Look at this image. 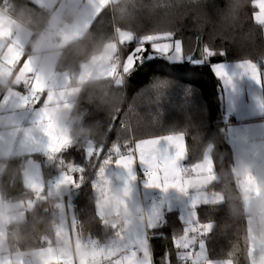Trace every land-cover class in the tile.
<instances>
[{"label": "trees", "instance_id": "1", "mask_svg": "<svg viewBox=\"0 0 264 264\" xmlns=\"http://www.w3.org/2000/svg\"><path fill=\"white\" fill-rule=\"evenodd\" d=\"M183 9L184 18L176 25L175 36L185 45L183 61H172L169 56L159 53L146 54L143 62L127 74L118 88L123 94L122 107L115 115L97 111L87 103L82 104V119L85 124L101 122L103 138L91 141L93 146L102 147L104 155L111 152L113 144H123L128 139H122L127 115L133 114L134 143L136 139L149 138L170 133H184L187 148V158L184 167H191L200 162L206 151L212 146V156L216 166L218 180L212 183L208 190L220 192L224 200L220 203L205 205L198 209L200 222L211 223V232L205 235L208 257L215 260H232L233 264H250L248 252L250 239L247 228V216H237L236 206L226 203L225 194L229 200L232 194H238L240 205L244 208V194L239 187V177L235 172L236 158L226 108L221 94V82L215 76L212 66L221 62H238L251 58L263 66L264 43L259 39L260 27L252 19L256 8L249 0L245 10L243 27L237 34L238 43H229L223 31L215 24L219 15L226 9L227 0H186ZM203 12V13H202ZM213 25L208 24L207 18ZM100 17L99 22L97 18ZM193 17H197L198 27ZM106 12H101L91 24L98 35L108 34L111 29L106 26ZM153 32L150 19L142 18L135 32L132 43L125 46L126 55L133 47L141 43L144 34ZM253 33L255 39L245 41V34ZM207 45L217 53L216 56L201 63H196L189 52L197 58L200 50ZM118 117V119H117ZM89 143V142H88ZM88 143L83 147L73 145L62 154L63 159L76 166L85 168V182L80 188L70 186L67 194L69 214L77 221L82 230L83 239L94 238L100 242L112 239L113 230L98 217L96 208L97 195L91 184L96 178V162L90 161L86 155ZM30 155L20 157L26 161ZM42 167L45 187L51 191V186L61 176V168L56 160H49L46 153L31 155ZM191 174V173H189ZM231 176V179H228ZM61 203L64 197L61 194ZM245 209V208H244ZM61 222L65 220L66 210L52 212ZM168 226L159 228L165 237L155 236L151 239L154 253V264H181L176 257L171 237L182 234L184 225L178 216L169 215ZM154 234V233H153ZM246 240V242H245Z\"/></svg>", "mask_w": 264, "mask_h": 264}, {"label": "clouds", "instance_id": "2", "mask_svg": "<svg viewBox=\"0 0 264 264\" xmlns=\"http://www.w3.org/2000/svg\"><path fill=\"white\" fill-rule=\"evenodd\" d=\"M248 2L227 0L226 9L219 15L215 26L223 31L229 43H238L236 36L243 27ZM200 4L201 0H198L197 5L201 9ZM186 6V0H108L102 13H107L105 24L111 31L102 35L93 31L86 12L71 6L56 13L33 7L31 0H11L10 5L3 9V15L14 20V28L31 33L25 44V55L31 57L33 67L49 88L57 95L61 90H77L67 98L71 107H64L62 100L59 103L53 101L47 107L59 131L70 139L71 145L83 147L89 141L102 140L103 125L101 122L85 124L82 104L87 103L97 111L112 115L122 107L123 94L116 81L104 76L110 68L122 64L123 46L117 29L135 33L141 19L147 18L152 22L153 32L175 33L178 21L184 18ZM197 19L193 17L194 23L203 27ZM99 20L100 17L96 22ZM207 22L213 25L208 18ZM244 39L251 43L255 37L248 32ZM258 39L264 43V28H260ZM65 74L68 79H65ZM17 75L15 69L11 73H0V93L7 94L16 89ZM133 120V114L129 113L125 120L128 127L122 139L134 138ZM29 133L35 134L34 127L20 125L7 117L0 119V257L15 259L18 253H25L26 258L31 259L44 238L77 257L76 236L72 234L71 217L67 213L68 234L60 240L56 236V228L61 221L52 212L59 210L61 191H49L45 187L42 192L35 193L26 187L25 178L30 172L25 160L9 152L8 141ZM225 197L226 203L236 206L238 217L252 218L254 243H264V192L259 197L248 193L247 210L240 205L238 194L233 193L231 200L227 193ZM116 198L126 200L127 209L118 205ZM29 200L34 201L32 207L27 205ZM21 201L24 202L23 207L10 206ZM101 211L104 224L113 230L110 241L115 240L116 232L137 215L131 195L124 197L121 189L113 186L111 197ZM112 225L116 228L113 229Z\"/></svg>", "mask_w": 264, "mask_h": 264}, {"label": "snow or ice", "instance_id": "3", "mask_svg": "<svg viewBox=\"0 0 264 264\" xmlns=\"http://www.w3.org/2000/svg\"><path fill=\"white\" fill-rule=\"evenodd\" d=\"M59 2L60 0H31L32 6L38 9H45L49 4L58 5ZM10 3L11 0H0V73H11L14 69L17 70L16 88L27 89V94L21 96L23 106L30 104L40 109L34 125L35 134L29 133L25 139L29 145L42 148L49 160L58 162L61 176L53 189L60 190L64 186L80 188L85 182V168L63 159L62 154L72 147L71 141L59 131L47 107L53 101L59 103L61 100L64 101V107H71L67 98L77 90H61L57 95L49 88L43 76L33 67L31 57L25 55V40L30 37L31 33L21 28H14V20L3 15V9L7 8ZM90 3L95 13L99 15L108 0H90ZM251 3L258 9L253 13L252 19L256 25L264 28V0H251ZM117 31L124 50L125 46L132 43L136 34L120 29ZM112 47L115 48L116 45ZM156 53L183 58L185 45L171 31L144 34L139 46L133 47L126 55L123 53L122 64L113 66L104 73V76L114 79L118 86L127 74L143 62L146 54ZM217 54L222 56L224 51L217 53L207 45L200 50L199 58L189 52L196 63L209 61ZM240 68L257 83L261 81V70L253 59H245L240 64ZM213 70L219 78L226 83H231V78L225 72L223 65H214ZM65 79H68L67 74H65ZM40 136L43 140L39 138ZM86 155L97 165L96 179L91 187L97 193L96 207L98 217L103 223L105 221L101 209L112 194V181L106 176V169L112 164L127 173V179L121 188L124 197L131 195V184L137 179L134 174L137 164L141 165L144 170L145 187L159 189L164 193L175 190L188 196L194 187L203 186L215 179L214 165L210 157H206L203 162L191 167L182 166L181 161L186 156V143L182 134L136 139L134 143L126 140L122 145L113 144L107 156L104 155L102 147H95L89 141ZM25 186L35 193L42 192L45 188L40 177L33 174L26 176ZM239 187L243 193H252L259 197L264 192V180L258 179L248 166H244L240 173ZM190 200L191 210L185 218L186 226L182 234L171 237L172 246L181 264H213L207 257L205 242L203 239H198L211 232L213 225L200 222L198 208L201 204L218 203L222 200V196L213 193L209 197L197 191L190 196ZM115 202L125 209L128 207L126 200L116 198ZM33 203L32 200L27 201L28 207H32ZM23 205L24 202L21 201L17 205L10 206L23 207ZM57 207L60 210L65 208L62 203ZM157 220L158 212L153 209L149 213L147 224L143 216L136 217L116 232L115 240L101 244L92 239L85 241L77 221L71 218L72 234L76 236L77 257L57 247L52 240L44 238L40 242L41 246L33 253V258L29 259L26 258L25 253H18L15 259L0 257V264H153L154 253L148 251L147 245L151 241L148 240L146 230H153ZM112 228L115 229L116 225H112ZM67 234V220H63L56 228L57 239L60 240ZM249 234L251 236V228ZM140 246L144 247L143 258L137 251ZM81 249L83 251H80ZM257 252H259L258 257ZM248 257L250 264H264V243L250 246ZM223 264H233V261L225 260Z\"/></svg>", "mask_w": 264, "mask_h": 264}, {"label": "crops", "instance_id": "4", "mask_svg": "<svg viewBox=\"0 0 264 264\" xmlns=\"http://www.w3.org/2000/svg\"><path fill=\"white\" fill-rule=\"evenodd\" d=\"M66 6L75 7L82 9L90 17V25L97 17L93 5L90 3V0H60L58 5L49 4L46 5V10L49 12L59 13ZM258 9H256L257 11ZM255 11V12H256ZM25 40V43L27 42ZM244 61L238 62H221L214 65H223V68L227 75L231 78V83H226L223 79L219 78L215 71L212 70L215 76L221 82V94L223 103L226 109L229 111L227 116L228 120H232L229 123V132L232 137L233 148L236 158L235 172L240 180V173L244 166H248L254 175L258 179L264 180V64L259 66L262 78L259 83L253 80L249 75L243 72L240 68V64ZM24 89L16 88L8 92L7 94L0 93V119L5 117L13 119L18 124L32 128L35 125V121L38 118V113L40 111L39 107H31L32 105L23 106L21 96L27 94L23 91ZM17 93V94H14ZM31 107V108H30ZM182 134L185 139L184 133H170L163 134L154 137H164L168 135H179ZM43 140V137H39ZM151 138V137H149ZM143 139V138H142ZM135 142V141H134ZM8 143L9 152L18 157H24L30 155L26 161V167L28 168L29 164L31 167L29 171L37 169L35 163L39 165L42 171V183L44 182V175L41 164L33 158L31 155L44 152L42 148H35L29 145L25 139V136L13 137ZM212 146L208 148L204 158L198 162L201 163L205 160L206 157H210L214 165V175L215 179L203 186L194 187L188 196H185L182 193L176 192L175 190H169L167 193L161 192L159 189H152L145 187V178L139 180L137 177L138 170H143L142 166L137 164L134 169V174L137 179L132 182V192H131V202L133 206L137 209L136 217L143 216L145 224H147L149 213L155 209L158 212V220L156 222V227L151 230V233H156V230L159 229V224L162 222H167L169 215L175 213L181 223L184 225L183 230L186 226L185 218L191 210V200L190 196L194 195L197 191L202 195L206 194L209 197L213 193H216L218 196H222V202L224 200L223 194L220 192H212L208 190L209 186L218 180L216 166L212 156ZM187 158V148L186 156L184 160L181 161L182 166L183 162ZM32 162V163H30ZM34 162V163H33ZM112 172L114 170L115 177L112 181V186L117 189H121L124 186V182L127 179V173L125 170L117 167L115 164L112 165ZM113 174V173H112ZM191 175V174H189ZM243 193V192H242ZM244 194V208L247 210L249 208V197L248 193ZM262 194V193H261ZM67 195V194H66ZM68 196V195H67ZM98 199V196H97ZM65 202V198H64ZM97 202V201H96ZM218 202V203H220ZM216 203L201 204L200 207L205 205H212ZM199 207V208H200ZM97 208V207H96ZM198 208V209H199ZM98 212V211H97ZM69 214V208L67 209ZM199 213V211H198ZM70 216V214H69ZM252 218L248 216V232H249V221ZM252 222V221H251ZM202 223V222H201ZM142 227V226H141ZM183 233V232H182ZM147 234V230H146ZM249 234V233H248ZM205 242V235L201 238ZM255 239V238H254ZM206 246V244H205ZM148 251L153 253L152 245H147ZM207 257L208 253L206 251ZM142 257V256H141ZM213 264H223L224 260H215L208 257ZM154 264V258H153Z\"/></svg>", "mask_w": 264, "mask_h": 264}, {"label": "rangeland", "instance_id": "5", "mask_svg": "<svg viewBox=\"0 0 264 264\" xmlns=\"http://www.w3.org/2000/svg\"><path fill=\"white\" fill-rule=\"evenodd\" d=\"M169 59L170 60H172V61H183V59H184V56H183V58H177L175 55H173V56H169ZM32 107V106H31ZM30 107V108H31ZM226 115L228 116L229 115V111H228V109H226ZM30 163H32V162H30ZM34 163V162H33ZM113 165V164H112ZM112 165H110V166H108V168L106 169V176L111 180V178L113 179V177H115V173H114V170H113V172H112ZM35 166L37 167V169L35 168V170H33L32 172L31 171H29L30 172V174H33V175H38L39 177H40V181L42 182V180H43V178H42V171L40 170L41 168L39 167V165H37L36 163H35ZM30 167H31V164H29V166H28V170L30 169ZM113 173V174H112ZM59 179L60 178H58L57 179V181H56V183L59 181ZM96 179V178H95ZM95 179H94V181L93 182H95ZM54 186L55 185H52L51 186V190H53V188H54ZM60 191H61V194H63V197L65 198V196H66V194H68L69 193V191H70V186H64V187H62L61 189H60ZM96 195H97V193H95ZM64 204H65V202H64ZM68 207H69V204L67 205V207H66V204H65V210H66V213H67V209H68ZM248 209V208H247ZM98 211V210H97ZM67 215H69L68 213H67ZM251 218V217H250ZM247 219H248V216H247ZM252 219L249 221V228H251V236H250V234H249V239H250V246H252V245H258V244H260V243H254V234H253V228H252ZM247 225H248V223H247ZM248 227V226H247ZM249 233V232H248ZM112 238H113V236H112ZM89 239H92V238H88L87 240H89ZM87 240H85V241H87ZM92 240H94V238L92 239ZM110 241V239L108 240V241H105V242H100L101 244H106V243H108ZM137 251L140 253V255L142 256L141 258H143V252H144V247L143 246H140L138 249H137ZM256 255H257V257H258V255H259V252H257L256 253Z\"/></svg>", "mask_w": 264, "mask_h": 264}, {"label": "built area", "instance_id": "6", "mask_svg": "<svg viewBox=\"0 0 264 264\" xmlns=\"http://www.w3.org/2000/svg\"><path fill=\"white\" fill-rule=\"evenodd\" d=\"M23 91L25 93H27V89H24ZM137 177H138L139 180L144 179L145 178L144 177V170H138ZM65 204H66V207H67V205H68V197H67V195L65 196ZM158 226H159V228L163 229V228L167 227L168 224L165 221V222L160 223ZM155 236L165 237V233L163 231H161V232H158L157 234L156 233L153 234V233H151V231L149 229H147V237H148L149 241H151V239L153 237H155ZM149 246H151V242L149 243Z\"/></svg>", "mask_w": 264, "mask_h": 264}, {"label": "water", "instance_id": "7", "mask_svg": "<svg viewBox=\"0 0 264 264\" xmlns=\"http://www.w3.org/2000/svg\"><path fill=\"white\" fill-rule=\"evenodd\" d=\"M32 107H34V106H32Z\"/></svg>", "mask_w": 264, "mask_h": 264}]
</instances>
